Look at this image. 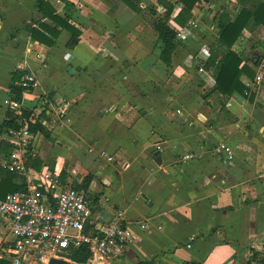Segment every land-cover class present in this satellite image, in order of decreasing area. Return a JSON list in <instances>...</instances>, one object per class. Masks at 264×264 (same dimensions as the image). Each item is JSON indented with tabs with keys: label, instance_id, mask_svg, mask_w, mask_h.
Returning a JSON list of instances; mask_svg holds the SVG:
<instances>
[{
	"label": "crops",
	"instance_id": "obj_1",
	"mask_svg": "<svg viewBox=\"0 0 264 264\" xmlns=\"http://www.w3.org/2000/svg\"><path fill=\"white\" fill-rule=\"evenodd\" d=\"M36 1L0 0V124L11 112L12 73L33 71L39 86L24 91L23 108L33 110L34 123L54 129L62 147L71 141L66 134L73 135L78 146L89 143L88 150L95 154L87 169L95 177L85 191L94 199L110 198L108 204L124 211L132 223L135 237L115 264L152 259L157 264H253L264 256V79L252 88L253 100L238 92L221 95L212 92L216 77L201 58L203 45L211 46L219 33L214 15L225 7L224 13L234 20L242 2H199L192 17L199 23L196 35L180 41L170 67L156 48L154 26L164 11L157 0H140L141 13L119 0H70L76 6L74 17L84 25L73 48L68 30L53 47L31 39L24 27L32 20ZM49 1L59 14L64 12L62 0ZM170 1L176 3L177 13L181 3ZM171 24L176 29L175 22ZM261 28L244 29L233 46L249 65L247 58L261 59L256 74L264 67V46L250 39ZM242 80L253 82L246 75ZM58 94L74 101L69 124L62 126H55L50 116ZM39 105L49 106L39 110ZM110 119L125 123L121 134L139 121L145 124L144 132L132 136L134 143L143 137L136 156L126 154L121 134L113 133L109 144L101 146ZM90 124L95 131L87 133ZM222 141L234 151L230 162L217 152ZM104 149L113 155L112 161L100 158ZM187 152L195 157L183 161ZM44 156L39 158L43 167L51 168L56 160L55 170L62 172L66 163L59 154L49 162ZM70 170L81 184L77 168ZM7 223L1 215L0 241Z\"/></svg>",
	"mask_w": 264,
	"mask_h": 264
},
{
	"label": "built area",
	"instance_id": "obj_2",
	"mask_svg": "<svg viewBox=\"0 0 264 264\" xmlns=\"http://www.w3.org/2000/svg\"><path fill=\"white\" fill-rule=\"evenodd\" d=\"M198 28V19L191 18L186 26L176 27L177 37L180 41L194 37ZM201 51V58L207 64L211 58V46L205 43ZM220 59L215 60V65ZM213 67L210 69L213 70ZM203 72H206L205 69ZM210 74L213 73L210 71ZM263 79L262 65L250 86L256 88ZM19 83L25 92H31L39 86L38 76L33 71H27ZM73 104L72 98L64 94L55 96L51 122L66 124L64 117ZM23 107L22 100L8 105L18 118V126L10 128L6 135L13 148L7 155L0 156V165L16 173L25 183L24 189L0 197V214L7 217L8 231L13 236V240L5 241L2 247L0 259L4 263L0 264H48L52 258L72 261L71 252L82 246L91 253L87 264H110L123 258L135 237L132 223L124 211L108 204L110 198L94 199L90 191H85L87 189L64 184L61 170H52L50 166L34 167V162L40 158L39 145L29 125L35 119L24 117ZM216 148L224 161L234 159V151L225 141L218 143ZM100 156L108 161L114 159L107 150L101 151ZM194 157L193 152L182 155L183 161ZM72 172L76 174L75 169ZM140 226L145 227L146 224ZM3 243L1 240L0 245ZM253 264H264V256L256 258Z\"/></svg>",
	"mask_w": 264,
	"mask_h": 264
},
{
	"label": "trees",
	"instance_id": "obj_3",
	"mask_svg": "<svg viewBox=\"0 0 264 264\" xmlns=\"http://www.w3.org/2000/svg\"><path fill=\"white\" fill-rule=\"evenodd\" d=\"M64 2V12L59 14L55 6L49 0H37L34 6V14L32 20L25 24V29L28 31L29 36L35 42L45 44L53 47L57 44L58 39L63 30L71 32L72 37L68 43L70 48L74 38L79 40L83 32L84 25L79 23L74 17L76 6L70 0H62ZM127 4L134 12L141 13L144 9L141 7L140 0H119ZM212 0H177L181 3V8L175 13L176 3L170 0H157L158 4L164 8V11L157 20L154 29L158 34L156 48L159 50V58L168 66H172L174 52L180 44L177 37V31L171 24L174 21L177 26H186L188 21L193 17V9L199 2L210 4ZM242 2V9L234 20H231L223 11H218L214 15V22L219 28V33L213 44L211 45V58L207 63V67H213V72L216 77V84L212 92H218L221 95L233 94L238 92L243 95L249 96L253 100L252 87L250 82H244L242 76L246 75L250 81H254L256 77V67L259 66L261 59L251 61L249 57L247 60L251 65L247 64L244 60V55L239 54L233 50L235 43L243 35L244 29L256 30L257 28H264V0H240ZM147 10L152 12V7H146ZM78 41L76 42V44ZM74 44V46L76 45ZM221 58L219 63L215 65V60ZM27 70H15L12 73V82L9 87V101L20 102L23 98L25 88L19 83L22 75ZM33 110L24 109L23 116L30 118ZM47 117L45 110L41 113ZM18 118L12 113L8 112L6 117L0 124V154L7 155L13 148V145L5 138L8 130L12 127L18 126ZM30 131L36 135L39 130L48 134V131L38 122L30 123ZM74 164L77 168L78 174L83 178L82 183L75 181L71 170L65 164L61 175L66 185H74L87 189L90 182L94 179L95 175L88 169H83L80 165ZM36 169L43 167V162L37 158L34 162ZM18 180L20 182H18ZM25 187L23 180L19 176L7 170L0 165V197H4L9 192L22 190ZM195 240L193 238L191 242ZM229 242L235 245H242L239 241ZM90 252L87 247L82 246L74 249L70 258L72 261L87 264ZM256 255V254H255ZM0 263H4L0 259ZM136 264H157L155 259L149 261H139ZM182 264H200L195 261H184Z\"/></svg>",
	"mask_w": 264,
	"mask_h": 264
},
{
	"label": "rangeland",
	"instance_id": "obj_4",
	"mask_svg": "<svg viewBox=\"0 0 264 264\" xmlns=\"http://www.w3.org/2000/svg\"><path fill=\"white\" fill-rule=\"evenodd\" d=\"M255 35H256V37L254 38L253 41H252V39H250L251 43L253 45L259 44V45L264 46V42L262 40V37L264 36V29L263 28L259 29L255 33ZM250 53H252V52H250ZM131 87L132 86H130V88ZM131 89H133V88H131ZM26 93H29V92H26ZM39 106H40L39 110H41L42 109L41 107H48L49 105H44V106L39 105ZM69 115H70V110H69L68 114L64 117V120H66V122L69 119ZM66 124H69V123H66ZM56 125L57 124H55V126ZM121 125H125V123L121 124V122H118L116 120H111V119L109 120L108 130L105 132L106 136L105 137L103 136L105 141H103V144H101V146H104L105 144H109L106 142H110L109 137H111L113 133H115V135L121 134V132H122ZM60 126H62V125H60ZM53 130L54 129L48 130L49 135H47V133H43L42 135L38 134L35 136V142L37 143V145H39V150H40L39 157H41V154L43 156L45 155L47 158V161L49 162V160H51V159L53 160L59 154L60 158H63L62 163H64V164L67 163V166L69 169L72 166L75 167L74 164L77 161H78L77 164L80 165V167H82L84 170L87 169V166L90 164V159L93 158V155L95 154V153H92L88 150L89 143L85 142L83 145L78 146L77 144H79V141L77 139H75L73 135L66 134V137H68V136L71 137V141L67 140V142L69 143L67 145V147L66 146L62 147V145L57 143V136L53 132ZM92 130L95 131V129L90 124V131H87V133H91ZM145 130H146L145 124H143V122L139 121L133 129H131L130 131H126L120 135L121 146L125 147L126 154L136 156L140 152V149H141L142 144H143V140L141 138H143V137H141V138L136 137V138H138L137 139L138 142L134 143V141L132 140V138H133L132 136H136V134L140 135V133L142 131L144 132ZM139 139L141 141H139ZM97 148H99V146ZM108 149L110 150V147ZM101 151H103V150H101ZM45 152L47 154H44ZM45 156H44V158H45ZM100 158H101V156H100ZM103 163L106 164L105 162H103ZM3 233L4 234H2V237H3L4 243L2 245H0V252L3 249L2 247L5 245V241L13 240V236L9 234V231L7 229L3 230ZM110 264H115V262L111 261Z\"/></svg>",
	"mask_w": 264,
	"mask_h": 264
},
{
	"label": "water",
	"instance_id": "obj_5",
	"mask_svg": "<svg viewBox=\"0 0 264 264\" xmlns=\"http://www.w3.org/2000/svg\"><path fill=\"white\" fill-rule=\"evenodd\" d=\"M77 41H78V39L74 38L73 41H72L71 47H74V44H76ZM156 161L158 163H161V157L157 156L156 157ZM55 165H56V160H53V163H52V166H51L52 170L55 169ZM0 216H1V214H0ZM48 264H85V263H79V262H76V261H69L68 259L52 258L49 261ZM100 264H108V263L103 262V263H100Z\"/></svg>",
	"mask_w": 264,
	"mask_h": 264
}]
</instances>
